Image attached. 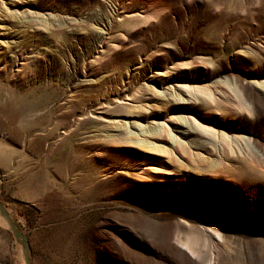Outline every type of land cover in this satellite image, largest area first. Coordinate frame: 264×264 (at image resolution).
Wrapping results in <instances>:
<instances>
[{
    "label": "rangeland",
    "instance_id": "obj_1",
    "mask_svg": "<svg viewBox=\"0 0 264 264\" xmlns=\"http://www.w3.org/2000/svg\"><path fill=\"white\" fill-rule=\"evenodd\" d=\"M0 199L32 264H264V0H0Z\"/></svg>",
    "mask_w": 264,
    "mask_h": 264
},
{
    "label": "water",
    "instance_id": "obj_2",
    "mask_svg": "<svg viewBox=\"0 0 264 264\" xmlns=\"http://www.w3.org/2000/svg\"><path fill=\"white\" fill-rule=\"evenodd\" d=\"M0 213L5 217V219L7 220L9 227L11 229V232L13 234V236L15 237V239H17L23 246V260H24V264H32L31 260H30V246L28 243V237L26 234H24L21 230H20V225L19 227H16L13 223L12 220L10 219L6 209L4 208V206L2 205L1 199H0Z\"/></svg>",
    "mask_w": 264,
    "mask_h": 264
},
{
    "label": "bare ground",
    "instance_id": "obj_3",
    "mask_svg": "<svg viewBox=\"0 0 264 264\" xmlns=\"http://www.w3.org/2000/svg\"><path fill=\"white\" fill-rule=\"evenodd\" d=\"M6 211H7V213H8V215H9V217H10V219L12 220V223L16 226V227H19V225H18V223H17V221L10 215V212L6 209ZM3 220V219H2ZM4 220L7 222V220L4 218ZM7 224H8V222H7ZM9 225V224H8ZM21 253V252H20ZM20 257H21V259L23 260V255L22 254H20ZM23 264H24V260H23Z\"/></svg>",
    "mask_w": 264,
    "mask_h": 264
}]
</instances>
